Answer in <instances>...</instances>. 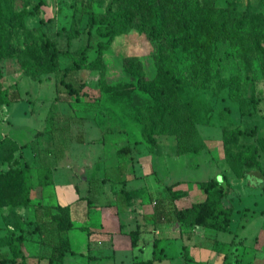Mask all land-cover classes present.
Listing matches in <instances>:
<instances>
[{
	"label": "rangeland",
	"instance_id": "rangeland-1",
	"mask_svg": "<svg viewBox=\"0 0 264 264\" xmlns=\"http://www.w3.org/2000/svg\"><path fill=\"white\" fill-rule=\"evenodd\" d=\"M111 0H0V20L3 27V35L0 34V94L1 90L10 93L18 89L21 98L8 105V117L12 123L11 131L21 133L23 140L34 137L37 130L38 135H43L47 130V122L57 121L58 134L66 141V130L70 122L77 124L70 112V108H102L105 126L111 129V133H105V144L91 145V143L80 144L75 142L71 149L81 154L89 149L97 150L103 148L105 157L109 160L115 157L111 149L120 145L135 143L136 156L139 162H135V168L140 170V164L146 169H151L153 174L142 176L135 181H130L127 188L153 186L154 182L161 186L172 184L183 180L181 187L188 191L187 198L183 204H189L203 197L195 181L216 179L222 182V166H225L223 134L227 129L240 128L246 131L255 128V136L248 139L235 135H228L227 139L231 147L246 144L247 141L260 136L261 149L264 150V70L260 59L250 51L248 58L244 61L240 58L235 45L227 40L211 43L208 57L202 56L199 64L194 69L190 64L192 58L182 56L178 63V75L182 78L185 86L179 99L174 103L176 108L188 104L196 113V127L198 134L204 143V147L197 153L181 154L177 150L176 136L173 129L168 128L166 134H156L158 140L156 145L145 142L141 136V124L135 116L143 117L142 111L131 109L127 101L111 92L104 93L99 89L101 79L100 69L72 70L65 77L78 89V96L70 95L60 83L61 73L53 72L39 77H30L23 69V63L29 57L23 52L24 48H35L38 52L45 51L44 43L47 39L55 42L61 50H70L79 57V50L87 47L88 59L97 56V43L105 41L108 36H100L94 26L88 30L87 14L89 11L107 13V5ZM201 8L212 5V9H221L226 12L227 26L230 27L235 18L242 12H254L264 22V0H197ZM38 6V7H36ZM123 6L117 1L112 3V11L121 12ZM109 17L110 14L107 13ZM150 22L145 15H136L128 23V27L120 34L111 39L109 46L102 51V65L105 66L104 78L107 82H114L120 77V66L116 61L123 56H138L147 72L150 74L154 68L153 56L158 52V47L163 54L171 48V38L164 37L150 40L147 36ZM161 41V46L158 43ZM22 51L12 54L14 48ZM61 66H70L71 57L59 56ZM83 84V87L80 84ZM85 92L86 95L81 93ZM0 100V108H2ZM59 108V109H54ZM240 108L250 111L248 115H240ZM48 111V112H47ZM47 113V114H46ZM2 114L0 112V202L4 204L0 210V255L13 257L15 264H46L47 256L50 254L51 246L56 243V231L46 222H31L24 224L19 229V219L15 217L16 202L22 190L21 174L15 173V168L21 165L17 159L18 150L4 132L6 123L1 124ZM134 121V126L127 127L126 123ZM75 126V125H74ZM72 132L77 128L73 127ZM85 136L100 137L102 135L99 127L92 123L84 124ZM50 133L45 137L38 138L32 143L35 150L39 146L46 152L50 140ZM75 134V133H73ZM75 136V135H74ZM102 145V146H101ZM25 155L32 160L33 154L29 148ZM151 155V156H150ZM117 156V155H116ZM125 168L126 155L116 157ZM35 168L31 167L32 182L35 183ZM123 168V169H124ZM120 171H123L122 169ZM5 172V173H4ZM122 173V172H121ZM122 175V174H121ZM101 184H95L99 187ZM116 187H118L116 185ZM245 190L255 196L258 208H264V196L259 185L254 181L245 180ZM166 197L165 205H171L168 201V193L163 190ZM147 195V196H146ZM11 198H14L11 200ZM148 194H141L137 200L148 204ZM137 216V217H136ZM120 218L122 216L120 215ZM138 215L133 212L132 221H128L127 229L135 228ZM140 221V220H139ZM138 222V221H137ZM35 224L39 226L38 233L31 230ZM264 214L255 216L239 237L243 243L229 244L224 252L227 258L219 264H233L235 259L255 260L256 264L262 263V255L256 252L253 237L261 227H264ZM220 240L228 238L224 231H213ZM22 234L25 239L17 241L16 235ZM202 236V232H200ZM201 243L207 241L200 239ZM127 243H125L126 245ZM180 250L179 242L171 244L167 248L174 255ZM211 250V249H210ZM259 251V250H258ZM192 250L188 253L191 256ZM200 251L203 258H188L187 254L180 257L173 256V261L159 264H218L217 253ZM223 252V253H224ZM256 255V256H255ZM44 258L43 263L37 262L36 258ZM187 257V258H186ZM66 257V264L70 260ZM52 264H61L54 262ZM76 264H85L81 259ZM103 264H112L105 260Z\"/></svg>",
	"mask_w": 264,
	"mask_h": 264
},
{
	"label": "trees",
	"instance_id": "trees-1",
	"mask_svg": "<svg viewBox=\"0 0 264 264\" xmlns=\"http://www.w3.org/2000/svg\"><path fill=\"white\" fill-rule=\"evenodd\" d=\"M117 1L123 6L122 11H112V3ZM38 7V6H36ZM212 5L201 8L197 0H111L107 5V13L89 11L87 14L88 30L94 26L100 36L108 39L97 43V56L88 59L87 47L79 50V57L70 50H61L52 40L47 39L44 43L45 51L38 52L35 48H24L23 52L29 60L23 63L24 71L30 77H39L53 72L61 73L60 83L63 84L67 93L78 96V89L69 81L65 80L67 74L72 70L100 69L101 79L99 89L104 93H113L123 97L129 107L134 111H142L143 117L135 116L137 122L142 126L141 136L143 140L151 145L157 144L156 134L168 133V128L173 129L176 136V145L179 153H197L203 147L196 127V112L183 104L176 108L174 103L179 99L184 89V82L178 75V63L182 56L192 58L191 66L196 69L202 56L208 57L209 46L220 40H227L235 45L237 55L244 61L248 58L250 51L254 52L260 59L264 70V22L254 12H242L235 18L230 27L227 26L226 12L221 9H212ZM145 15L150 22L147 36L150 40L170 37L172 48L163 54L158 47V52L153 56L154 68L147 74L138 56H123L116 61L120 66V77L114 82H107L104 78L105 66L102 65V51L107 48L111 39L120 34L128 27L132 17ZM2 22L0 20V34L3 35ZM161 46V41L158 43ZM22 51L14 48L12 54ZM71 57L70 66H61L59 56ZM1 77V73H0ZM83 87V84H80ZM86 95L85 92L81 93ZM21 98L18 89L13 90L10 95L6 90H1L0 100L3 104H9ZM240 115H248L250 111L240 108ZM37 134V133H36ZM235 135L238 138L249 139L255 136V128L248 131L240 128L227 129L223 134V148L226 162L238 177H243L247 184L249 181L260 183V189L264 192V166L260 157L262 140L255 137L244 145L231 147L227 136ZM18 150L17 159L21 165L15 168V173L21 174L22 190L16 207L27 206L31 203V190L34 185L31 176V167L23 158L21 148L26 144L18 145L9 136ZM237 145V144H236ZM129 146H123L117 150L118 153L128 151ZM37 186L42 187L52 182V172L48 166L36 167ZM5 173V172H4ZM182 183L176 181L165 186L171 200L178 199L184 195L185 190L175 189L174 186ZM204 198L200 201L191 202L185 206H174L171 210L159 209V199L155 202L153 217L158 222L180 221L188 226L200 225L205 228L227 231L233 215V205L227 202L231 186L227 177L222 174V182L216 179L195 181ZM14 198H11L13 200ZM41 197L37 195L36 202L41 204ZM4 204L0 202V210ZM56 211L50 214L49 223L57 230V241L51 246L50 254L47 256V264L61 263L66 253L74 254L65 232L73 227L67 207L55 206ZM19 219V229L23 225L31 224V220ZM36 223V222H35ZM39 231L35 224L31 232ZM130 245L133 247L138 240V231L132 230L128 233ZM17 241L24 240L22 234L15 236ZM154 258L142 259L135 257L131 264H152ZM0 264H15L13 257L0 255ZM235 264H254L252 261L236 259Z\"/></svg>",
	"mask_w": 264,
	"mask_h": 264
},
{
	"label": "crops",
	"instance_id": "crops-1",
	"mask_svg": "<svg viewBox=\"0 0 264 264\" xmlns=\"http://www.w3.org/2000/svg\"><path fill=\"white\" fill-rule=\"evenodd\" d=\"M9 104H2V108H0L4 119L1 124L6 123L5 134L15 140L18 145L26 144L21 148V151L24 160L28 162L30 167L45 165L52 172V182L40 188L37 186L35 171L36 181L33 183L34 187L31 190V203L27 206L17 207L15 212L24 221L46 222L56 231L57 236V230L49 223L50 214L56 211L55 206L67 207L73 227L68 229L65 235L68 237L75 253H66L61 264H66L65 261L68 255L71 259L67 264H76L78 259L83 260L85 264H103L105 260L111 261L112 264H131L135 257L142 259L154 258L152 264H159L165 261L171 262L174 255L180 257L184 253L188 255V258L194 260L196 259L192 256L193 254L197 255V259L203 258L204 254H200V251L204 250L207 251L206 253H217L219 264L221 258L225 260L228 256L224 250L227 249L229 244L240 238L239 235L246 224L255 216L264 214V208H258L255 196L245 190V179L238 177L230 165L224 162L225 166H222V174L227 177L231 186L227 202L231 203L234 208L229 229L224 231L228 233V238L220 240L214 237L216 234L213 232L219 230L205 228L200 225L188 226L176 220L169 222L155 221L153 214L157 200L162 199V201H159L158 207L165 210H171L174 206L189 205L190 203L183 204L188 191L180 186L181 183L174 186L175 189L185 190L184 195L171 200L168 194V201L172 204L165 205L164 198L166 195L163 192V190L166 191L165 186L167 185L165 184L161 186L162 183L156 184L154 182L153 186L149 185L148 188H127L126 186L130 181L153 174L151 167L146 169L143 164H140V170L135 168V162H139L134 152L135 143H128L111 149L110 154L114 151L117 155L111 160L105 157L106 153L103 148L99 151L89 149L81 154L71 149L75 142L80 144L91 143V145L105 144L104 135L108 132L111 133L112 130L105 126L106 122L104 121L102 108H87L85 110L70 108L72 116L76 117L74 119L79 120V122L77 124L70 122V126L66 130L67 142H65L64 138H60L57 132L60 130L57 125L58 122L55 120L47 122L46 116L47 126L44 128L47 131L43 135H38L39 130H37L34 137L29 140L21 139L22 134L20 132L13 133L11 131L12 123H10L7 114ZM85 123H92V125L99 127L102 135L100 137L85 136L83 131ZM126 124L127 127L129 124L134 126V121H129ZM73 127L77 128L76 132H72ZM46 133H50L51 136L46 152L41 150L40 146L38 150H35L32 143L37 142L38 138L45 137ZM256 137L260 138L259 135ZM123 146H129L130 149L118 153L117 150ZM27 148L33 154L32 160H29L25 155ZM122 155H126L125 168L120 164V159L116 158ZM259 159L264 166V150L261 148ZM121 169L123 171H120ZM94 183L101 185L95 188ZM260 183L261 180L257 183L254 182L255 185H260ZM143 193L148 194V204H145L142 200H137ZM261 193L264 196V192L261 191ZM37 195L41 197L40 205L36 202ZM203 198L204 194L197 201ZM133 212L138 215V220H136L135 228L127 229L128 221H132ZM120 215L122 218H120ZM132 230L138 231V240L133 247L130 245L128 235ZM200 232H202V236H200ZM34 233H38V231ZM201 238L204 241L206 240L207 243H201ZM176 241L179 242L180 250L172 255L167 251V248ZM253 241L255 243L254 247L257 249L256 252L262 255L261 260L264 263V227L258 229ZM238 242L243 243V239H238ZM125 243L127 244L125 245ZM189 249L192 250L191 256L188 253ZM36 260L43 263L46 259L45 257L42 259L37 257ZM246 261H252L256 264L255 260L249 259ZM233 264H235V261Z\"/></svg>",
	"mask_w": 264,
	"mask_h": 264
}]
</instances>
